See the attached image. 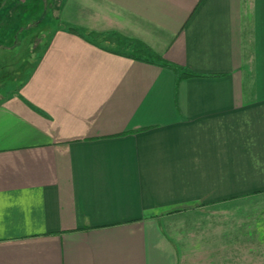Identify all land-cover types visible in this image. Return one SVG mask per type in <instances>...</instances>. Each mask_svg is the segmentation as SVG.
<instances>
[{"label": "crops", "instance_id": "0c3cea01", "mask_svg": "<svg viewBox=\"0 0 264 264\" xmlns=\"http://www.w3.org/2000/svg\"><path fill=\"white\" fill-rule=\"evenodd\" d=\"M0 264H264V0H0Z\"/></svg>", "mask_w": 264, "mask_h": 264}, {"label": "trees", "instance_id": "16d2710c", "mask_svg": "<svg viewBox=\"0 0 264 264\" xmlns=\"http://www.w3.org/2000/svg\"><path fill=\"white\" fill-rule=\"evenodd\" d=\"M154 59V60H153ZM151 60H145L147 62H151V63H155L163 68H167L172 70L175 74H176V82H179L182 79H188V78H193V77H197V75L192 74L191 72L186 71L185 69L174 65V64H170L164 61H161L158 58H153Z\"/></svg>", "mask_w": 264, "mask_h": 264}]
</instances>
